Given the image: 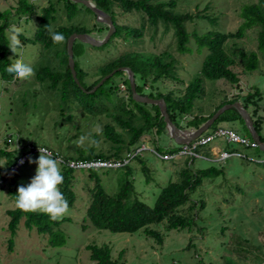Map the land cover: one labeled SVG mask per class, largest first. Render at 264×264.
Returning a JSON list of instances; mask_svg holds the SVG:
<instances>
[{
  "label": "rangeland",
  "instance_id": "1",
  "mask_svg": "<svg viewBox=\"0 0 264 264\" xmlns=\"http://www.w3.org/2000/svg\"><path fill=\"white\" fill-rule=\"evenodd\" d=\"M31 1L37 16L41 15L43 8L49 6L51 2L53 3V0ZM151 1L156 3L170 0ZM172 1L176 2L175 11L178 13L205 16V18L195 17L193 23L187 25L188 31L194 30L200 34L209 31L235 32L243 23L241 16L243 7L256 4L258 0ZM17 2L18 0H0V13L9 10L13 16L9 18L10 26L16 25L22 29L20 35L23 38L22 47L18 49L17 56L11 51L9 58L15 60L22 56L26 63L31 66L34 65L35 71L47 57L49 58L48 62L50 59L52 61L49 63L52 68L53 66L58 67L52 54L43 52L40 45H33L24 40L33 38L38 20L33 15L31 17L28 15L15 16ZM114 11L116 24L124 27L125 30L118 31V34L113 36L106 46L93 48L76 41L75 61L77 66L88 74L82 77L81 82L88 86L87 83L94 81L98 76L97 69L103 66L106 61L117 56L129 54L132 57L143 56L145 58L144 56L158 55L167 50L176 58V71L179 79L184 83L165 80L153 84V92L146 89L141 91L145 95L155 94L156 91L161 93L170 90L183 92L185 84L190 83L199 72L207 55V50L199 47L190 39L187 45V53L180 55L176 52L175 39L171 30L165 32L161 25H158L156 29L152 28L145 22L141 12L123 13L116 7H114ZM55 25L92 31L97 24L94 15L86 11L82 5L77 4V13L70 21L67 20L62 6H57ZM103 28L106 29L105 26ZM130 30L135 31V33L130 34ZM137 32L140 35L137 36ZM257 32L258 27H253L246 31V35L242 39L227 42L229 48L235 42L238 48L246 53L252 51L258 53L259 64L257 69L242 73V64L236 58V66L233 67V71L239 75V90L224 80L209 81L204 79L205 97L199 102L195 101L194 106L198 107L203 115H208L224 98H232L235 94L245 96L258 88L262 97L264 96V56L257 49ZM94 33L98 38H101L102 34L107 33V30L103 33ZM6 35L9 37L8 29ZM19 39L21 41V37ZM111 84L118 86L120 84L119 78L113 77ZM4 87L5 84L0 81V148L12 152L17 151L9 161L14 163L17 160L11 172L14 173L13 179L19 185L27 186L35 176L38 166L35 163H29V157L36 160L40 154L31 151L30 147H46L49 151L75 157L74 148L90 147L91 145L88 140L81 144L80 138L97 134L99 139L96 153L109 154L114 152L113 146L102 134L106 124L111 123L115 126L111 117L106 115L89 117L84 115L76 105H70L67 110L61 112V100L58 92L53 93L46 86L36 81L34 77L28 80L20 79L18 83L15 80L7 87V90ZM116 94L117 96L113 97L114 102H118L122 97L119 90ZM23 102L26 105H23ZM196 108L194 113L200 112L196 111ZM68 116H72V121L65 118ZM177 124L183 126L179 120ZM222 126L232 128L239 134H245L238 121L229 124L224 123ZM116 131L121 133L118 127H116ZM263 131L264 129L261 131V136ZM123 137L126 139L125 135ZM153 138L154 136L150 134L144 139L148 150L140 154L149 169L148 176L151 177V181L147 183L145 174L137 162L130 163L132 169L135 170L133 175L135 192L138 198L150 207L154 205L161 188L169 181H176L179 170L184 167L183 157L178 158L177 160L182 161L177 162L174 160L164 161L159 158L158 155L167 152L166 147L175 146L167 134L156 138V140ZM150 140L153 141L150 142ZM68 146L71 149H68ZM230 147L236 148L233 145ZM242 151L245 154H253L260 161H264V152ZM26 155L29 156L24 163L21 159L19 161L20 157ZM250 156L254 158V156ZM6 163L8 160L1 157L0 170L5 168ZM219 164L222 163L195 159L192 168L207 169L214 165L220 167ZM222 166L225 167L226 171L225 183L221 176L204 180L207 204L212 206L213 210H220V215L218 213L211 215L207 229L204 231L207 233L205 238L201 239V236L195 232H167L162 224L150 226L160 231L164 236L162 245H159L155 239L144 236L142 230L133 234H115L104 230L99 231L91 226L84 217L90 200L88 190L93 187V181L87 179L86 173H76L74 192L77 199L74 206L69 208V212L62 217L69 218L70 221L64 222L59 228L65 236V243L59 247H53L48 234L38 233L34 229L27 230L23 225L24 220H21L14 237L13 248L8 250L10 234L7 228L9 218L6 211L13 210L16 205L8 194L10 179L0 181V264H95L90 261L86 246L103 244L112 249V258L117 264H264V236H260V233L264 232V167L245 165L237 159L226 161ZM106 172L100 170L99 178L105 191L111 195L118 190L116 183L118 174H114L113 171H108L109 174ZM237 188L241 189V194L236 192ZM230 192L232 196H229ZM224 198L228 200L226 203L223 201ZM38 211L43 212L42 210ZM220 221L228 222L227 225H230L226 232L228 235L237 230V224L240 222L243 235L245 234V237L252 241L246 244L241 243L237 250L231 249L227 235L222 236L220 234V228H218ZM190 241L195 249L185 250ZM121 251L124 253L119 257Z\"/></svg>",
  "mask_w": 264,
  "mask_h": 264
},
{
  "label": "trees",
  "instance_id": "2",
  "mask_svg": "<svg viewBox=\"0 0 264 264\" xmlns=\"http://www.w3.org/2000/svg\"><path fill=\"white\" fill-rule=\"evenodd\" d=\"M91 1L95 2L98 8L111 16L116 29L113 36L117 35L118 31L125 30L124 27H120L115 22L114 7H116L123 13H130L132 11L141 12L145 22L154 29H156L158 25H161L165 32L171 30L175 39V49L178 54L184 55L187 53V45L190 39H192L199 47L207 50V55L205 56L196 76L192 78L190 83L187 85L185 84L183 92L169 89L170 91L166 93L156 91L155 94L150 93L149 95H145L141 90L146 89L153 92V84L157 82L171 80L181 84L184 83L179 79L176 71L177 60L169 51L165 50L154 56H144L145 58H143V56L132 57L129 54L112 58L97 69L98 76L94 81L87 83L88 86H86L81 82V79L88 74L86 72L84 73L77 66L74 58L75 42L73 45V58L76 76L82 87L80 88L74 82L68 67V56L66 51L67 39L74 33H103L107 28L105 27L106 29H104L102 26L96 25L92 31H85L81 28L55 25L57 6H62L63 11L66 13V18L69 21L72 20L75 13H77V4H74L69 0H53V3L51 2L49 6L42 9L40 16H37L34 4L31 0H18V6L15 9V16L28 15V17H31L33 15L36 16L38 20L37 29L33 38L31 40H24L33 45H40L43 48V52L52 54L53 59L57 61L58 65V67L53 66L52 68L49 65V63H52L51 59L50 62H48L49 58H45V61L35 71L34 78L36 81L46 86L47 89L51 90L53 93L58 92V96L61 100V112L67 110L70 105H76L77 108L82 110L84 115H88L89 117L106 115L107 117H111L112 122L115 124V126L111 123L106 124L102 132L104 138L113 146V153H96L99 136L97 134H91L90 137L97 142L96 145L91 144L90 147L74 148L76 153L75 157L51 151L53 153V158H60L65 162L121 158L127 153L134 151L139 145L143 144L144 139L147 136H150V134L154 136V140L166 134L165 124L160 116L158 107L138 104L133 101L127 76L124 72H117L113 76L119 78L120 84L118 86L111 84V79L113 78L111 77L95 92L86 93L83 91H90L104 76L120 67H129L133 71L136 82V91L138 94L148 96L152 99H163L165 101L171 121L181 129H197L220 107L225 104H233L234 102L239 101L246 111L249 112L256 132L261 135L264 118L260 116V112L264 108V96L262 97L258 88H255L254 92L248 93L245 96L235 94L232 98H224L210 113H208V115H203L199 108L194 106L195 101L199 102L205 97L203 88L204 79L209 81L224 80L239 90V75L233 71V67L236 66V58H238L242 64V73L252 72L257 69L259 64L258 53L253 51L246 53L238 48L235 42L232 44L231 48H229L227 42L231 40H240L246 35L248 29L258 27L257 49L264 56V0H258L256 4L253 3L243 7L241 11L243 23L235 32L224 33L219 31H209L200 34L194 30L188 31L187 25L193 23L195 17L205 18V16L178 13L175 11L176 2L172 0L156 3L151 0ZM86 11L91 13L88 9H86ZM10 17L13 16L9 10L0 13V81L5 84V90H7V87L12 82H15V80L17 83L18 80H20L15 74H9L6 71L8 65L14 61L9 58L11 50L7 46L9 44V39L6 35V30L10 28ZM47 25H50L53 31L62 33L65 36L66 40L63 44H54L52 42L46 28ZM130 31V34L135 33L133 30ZM136 35H140L139 32H137ZM20 37L22 42L23 38L22 36ZM32 67H34V65ZM59 68H61V70H59ZM121 86H124V90H121ZM118 90L122 93V97H120L118 102H114L113 97L117 96L116 93ZM262 102L263 104H261ZM23 105H26V103L23 102ZM195 108L196 111L200 112L194 113ZM65 118L68 121H72V116ZM178 120L180 123H183V126L177 124ZM235 121H238L241 124L245 132L243 135L250 139L243 120L234 109L222 114L209 131L219 127L221 123L229 124ZM116 127L120 128L121 133L116 131ZM124 135L126 136V139H124ZM260 140L264 143V137L260 136ZM5 144H7L6 141ZM30 148H32L30 150L33 152L36 149V147ZM68 149H71V147L68 146ZM166 150V153L175 152V149L172 148ZM206 150L207 149L204 151ZM254 151L260 152L258 148ZM16 152L17 151L12 152L0 148V158L3 157L8 160L5 168L0 170V181H5L8 178L10 179L8 194L15 205V195L17 194V188L20 185L13 179L14 173L11 172V169L16 165L17 160H15L14 163H11L9 160L13 158V155ZM205 156L210 158L211 155L205 152ZM20 158H23V156ZM231 159H237L245 165L264 167V162L249 161L245 158ZM231 159L225 160L224 163ZM255 159L259 160V158ZM193 160L191 162L186 160L184 167L178 172L177 180L169 181L163 188H161L152 207L141 201L135 192L133 182L135 170L132 169L131 164L122 169L113 171L114 174H118L116 179L118 190L111 195L105 191L99 178V171L92 169L89 171H79L69 169L64 164H60L64 181L62 185H59L58 187L67 197L69 208H72L77 199L76 193L74 192L75 175L76 173L87 174L89 181H93V187L88 190L90 200L84 218L88 220L90 225L96 230H104L115 234H133L142 230L144 236L155 239L159 245H162L164 236L160 231L150 227L152 225L162 224L167 232H195L201 236V239H204L207 235L204 231L207 229L211 215L213 213H218L220 215V210H213L212 206H209L205 200L204 180L214 179L221 176L225 183L226 171L225 167L222 166L224 164L223 162H217L222 163L219 164L220 167L214 165L207 169H193ZM133 161L141 166L146 181L149 183L151 181V177L148 176L149 169L146 167L140 155H137ZM106 173L109 174L108 171ZM236 190L237 193L241 194L240 188H237ZM229 196H232L231 192ZM223 201L226 203L228 200L227 198H224ZM6 215L9 218L7 228L10 234L8 250L13 248L14 237L21 220H24L23 225L27 230L31 231L34 229L38 233L48 234L50 243H53V247H59L65 243V236L60 232L59 228L64 222L70 221L69 218H62L53 221L50 219L49 215L44 212L38 210L26 212L19 209L17 205L13 210L6 211ZM227 223L228 222L223 223L220 221L218 223V228H220V234L222 236L225 234L227 235L229 247L231 249L237 250L241 243L246 244L252 241L247 239L245 234L243 235L240 222L237 224V230L232 231L230 235H228L226 232L229 230L230 225H227ZM260 236H264V232H261ZM194 247L195 246L192 245L190 241L185 250L189 251ZM86 250L89 251L90 261L95 264H117L112 258V249L106 244L88 245L86 246ZM123 253L124 252L121 251L119 257H121ZM195 258L198 260L197 257Z\"/></svg>",
  "mask_w": 264,
  "mask_h": 264
},
{
  "label": "clouds",
  "instance_id": "3",
  "mask_svg": "<svg viewBox=\"0 0 264 264\" xmlns=\"http://www.w3.org/2000/svg\"><path fill=\"white\" fill-rule=\"evenodd\" d=\"M48 34L54 44H63L66 40L62 33L55 32L50 25L46 26ZM9 44L7 45L12 53L17 56L18 49L22 47L19 39L22 29L16 25H11L8 29ZM6 71L9 74L22 80H28L34 77V68L26 63L22 56L11 62ZM85 140L92 145L97 142L90 137H81L80 143ZM39 156L36 160L29 157V163L37 164L35 176L31 179L27 186L20 185L17 188L16 205L24 211L42 210L48 214L50 219L55 221L62 218L69 212V203L67 197L58 187L62 185L64 176L59 166L60 161L53 158V154L46 147H39Z\"/></svg>",
  "mask_w": 264,
  "mask_h": 264
},
{
  "label": "water",
  "instance_id": "4",
  "mask_svg": "<svg viewBox=\"0 0 264 264\" xmlns=\"http://www.w3.org/2000/svg\"><path fill=\"white\" fill-rule=\"evenodd\" d=\"M70 2L74 4H80L84 6L86 9H88L95 17V21L97 25L105 26L107 28V33L102 34L103 36L101 38H98V36L93 34H87V33H74L69 36L67 39L66 44V51H67V58H68V67L71 72V76L74 80V82L80 87V82L77 79L76 72H75V65H74V58H73V45L76 41L87 44L90 47L93 48H100L105 46L113 34L115 33V25L112 21L111 16L106 13L105 11L101 10L96 6V3L91 0H69ZM117 72H124L127 76L129 89L132 94V99L134 102L139 104H144L148 106H157L160 112V116L163 119V122L165 124V132L167 136L170 138V140L174 143V145L180 146V145H186L189 144L191 141H194L195 139L202 136L204 133H206L218 120V118L224 114L225 112L234 109L241 119L244 122V126L251 138L254 142L258 144V149L261 152H264V143L261 142L259 134L256 132L253 121L250 117V114L246 109L243 107V105L237 101L233 104H225L222 107H220L217 111L214 112V114L208 118L199 128L194 130H187V129H181L177 127L170 119L169 114L167 112V106L163 99H152L148 96H143L137 93L136 91V82L133 71L129 67H120L106 76H104L90 91H85L86 93H93L98 88H100L105 81L110 79L114 76Z\"/></svg>",
  "mask_w": 264,
  "mask_h": 264
},
{
  "label": "built area",
  "instance_id": "5",
  "mask_svg": "<svg viewBox=\"0 0 264 264\" xmlns=\"http://www.w3.org/2000/svg\"><path fill=\"white\" fill-rule=\"evenodd\" d=\"M121 90H124V86H121ZM216 141H222L224 144L227 145H236L237 147L246 149V150H255L258 148V144L251 139H248L245 136H242L237 131L225 128V127H216L211 131L204 133L199 138L191 141L189 144L180 145V146H173L172 149H175L174 153H165L162 155H157L161 160L168 161V160H177L180 157L187 159H203L209 161H217V162H224L227 159L231 158H242L249 161H259L251 156H247L244 152L240 151L239 149L236 150H225L221 149L214 153L212 157H206L202 154L203 150L213 144ZM32 149V148H30ZM148 147L143 143L139 145L134 151L127 153L124 157L121 158H111L108 160L102 159H92L87 161L77 160V161H63L60 158H57L60 161V164L66 165L69 169L74 170H104V171H114L118 169H122L125 166L132 163L133 159L140 155L142 152L147 151ZM34 152H39V148H36ZM51 152V151H50ZM154 152V151H153ZM52 153V152H51ZM53 154V153H52ZM29 155H26L23 158H20L23 163L28 158ZM19 159V161H20ZM260 162V161H259Z\"/></svg>",
  "mask_w": 264,
  "mask_h": 264
},
{
  "label": "crops",
  "instance_id": "6",
  "mask_svg": "<svg viewBox=\"0 0 264 264\" xmlns=\"http://www.w3.org/2000/svg\"><path fill=\"white\" fill-rule=\"evenodd\" d=\"M261 104H263V102L261 103ZM260 116L261 117H263L264 118V108L262 109V111L260 112ZM222 124H224V123H221V125H219V127H223L222 126ZM226 128H229V127H226ZM230 129H232V128H230ZM262 129H264V121H263V124H262ZM234 130V129H233ZM209 131V130H208ZM207 131V132H208ZM242 135V134H241ZM242 136H244V135H242ZM259 136H261V135H259ZM246 137V136H245ZM261 137H264V131H263V135L261 136ZM248 138V137H247ZM249 139V138H248ZM251 139V138H250ZM253 141V140H252ZM151 142V141H150ZM214 143H216L215 145H214ZM213 144H211L210 146H208L207 148H205V149H207L206 151H204L203 150V152H202V154L203 155H205V152L206 153H208L209 155H211L210 157H212V155L214 154V153H216L217 151H219V150H221V149H225V150H231V151H233V150H236V149H239V147H237L236 145H233V146H236V148H231L230 146L231 145H227V144H224L222 141H216V142H214ZM145 144V143H144ZM171 147H173V145H169L168 147H166V149H169V148H171ZM240 151H242V150H246V149H242V148H240L239 149ZM259 150V149H258ZM249 151H254V150H249ZM243 152V151H242ZM261 152V151H260ZM247 156L249 155H252V156H254L253 154H246ZM214 156V155H213ZM255 158H258V157H256V156H254ZM187 160H193V159H187ZM171 161V160H170ZM175 162H177V161H182V160H174ZM184 164L183 165H185V162H186V159L184 158ZM204 161H209V160H204ZM260 161V160H259ZM211 162H217V161H211ZM260 162H264V161H260ZM85 174V173H84ZM88 179V178H87Z\"/></svg>",
  "mask_w": 264,
  "mask_h": 264
}]
</instances>
